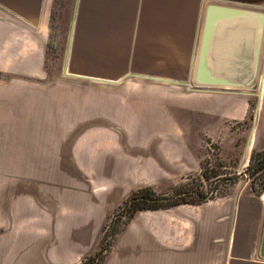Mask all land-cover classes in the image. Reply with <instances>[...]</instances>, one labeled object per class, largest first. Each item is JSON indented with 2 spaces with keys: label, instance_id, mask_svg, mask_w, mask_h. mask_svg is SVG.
I'll list each match as a JSON object with an SVG mask.
<instances>
[{
  "label": "crops",
  "instance_id": "0c3cea01",
  "mask_svg": "<svg viewBox=\"0 0 264 264\" xmlns=\"http://www.w3.org/2000/svg\"><path fill=\"white\" fill-rule=\"evenodd\" d=\"M51 1L0 0V264H76L96 248L130 177L122 167L120 187L112 188L105 160V185L92 184L90 163L81 156L112 151L97 131L168 130L176 137L183 129L177 116L190 111L202 120L217 116L222 124L247 117L245 155L264 148V0H74L64 71L69 79L87 82L88 94L66 92L71 108L51 114L72 116L64 131L88 120L80 132L94 138H74L71 168L34 169V156L49 155L47 145L33 142V83L46 78L43 44ZM102 84L104 100L97 94ZM103 101L106 110L98 111ZM85 104L87 113L80 110ZM113 110L147 116L142 120L150 125L133 126ZM98 116L105 123H97ZM155 172L136 167L131 176L144 184L167 179ZM173 208L154 212L151 248L125 244L130 253L106 264H264V190L252 194L244 185L227 198Z\"/></svg>",
  "mask_w": 264,
  "mask_h": 264
},
{
  "label": "rangeland",
  "instance_id": "374dc122",
  "mask_svg": "<svg viewBox=\"0 0 264 264\" xmlns=\"http://www.w3.org/2000/svg\"><path fill=\"white\" fill-rule=\"evenodd\" d=\"M73 1H51L48 36L43 44V69L46 78L33 83V142L37 146L47 145L49 151V155L43 158L34 156V169L37 170L41 169V164L47 165L43 167L47 171L57 170V164L61 167L71 168L70 144L79 133H83L80 132L81 128L90 125V122L86 120L75 125L72 130H60L65 126L64 123L67 122V119L72 116L51 114L57 109L65 112V108H71L70 98H65L66 92H80L82 96L88 94L89 84L87 82L69 79L66 77V71H64ZM262 75L263 85L264 71ZM173 87L177 90L182 88L177 85H173ZM113 89L118 90L119 88ZM104 90L105 85L97 86V94L103 100L106 96ZM97 107L98 111L106 110L104 101L102 103L98 102ZM252 109L253 104H250L247 116L252 114ZM80 110L87 113L89 110L88 105H82ZM107 111L111 112L112 110L108 107ZM113 111V116L129 120L130 123H133V126H137L138 122L140 127L150 125L147 121H143L144 119L142 120V118L147 117L142 114L136 113L126 116L120 113L116 114L115 110ZM44 112H48V115L42 114ZM177 118L183 129L177 131L176 137L173 136V132L168 130L159 132L149 130L123 131L119 129L97 131L95 136L105 138L108 142H111V156L109 154L105 155L101 149H98L91 159L81 156L85 163H90L93 173L91 180L93 185H105L104 179L100 174V168L105 160L112 168L110 174L112 188L120 187V171L122 167H128L130 176L127 181L123 180L124 183L127 182L125 191H122L117 196L119 201L114 202L113 209L101 228L96 248L87 254L93 257L100 245L105 246L101 250V259L93 257L92 261L94 264H106L110 257L114 256L117 258L126 255L130 253V246L132 245L135 247L133 248L134 250L137 249L136 244H143L151 248V221L154 212L175 210L173 206L157 209H139L127 219L122 201L133 189L148 185L153 191L163 194L165 197L169 195L175 197L172 195L174 191H183L184 195L182 197L184 199L199 198L201 202L227 198L233 195L234 191H241L244 185H247L249 189V179L244 171L248 161V156L247 154L245 155L249 132L247 117L243 121L232 122L226 120L222 124L221 121H218L219 118L217 116L209 115L206 120V116L203 115L202 120L200 115L187 111L182 115H178ZM57 119V122L51 121ZM95 121L97 123H105L104 118L101 120L99 116ZM113 126L117 127L118 125L114 124ZM155 134H160L161 137ZM90 138L93 139L94 136H89V132L83 133L80 142H90ZM58 144L59 147H57ZM54 151H58V154L53 153ZM137 155H139V158L143 157L144 160L137 162ZM124 156H127V161L121 159ZM172 158H176V161L171 163L169 161ZM152 166L155 167L157 173L159 171L164 173L167 179L157 180L158 183L156 184H144L142 180L133 179L131 176L132 171L136 167H143L145 174L150 175L155 172ZM76 175L77 177L79 176L77 173ZM81 180H84L82 176ZM250 193L254 194L251 190ZM113 227L114 229H112ZM121 244L124 245L122 246ZM125 244L131 245L126 246Z\"/></svg>",
  "mask_w": 264,
  "mask_h": 264
},
{
  "label": "trees",
  "instance_id": "16d2710c",
  "mask_svg": "<svg viewBox=\"0 0 264 264\" xmlns=\"http://www.w3.org/2000/svg\"><path fill=\"white\" fill-rule=\"evenodd\" d=\"M244 171L246 177L249 179L250 190L254 194L261 193L264 190V148H251ZM172 195L175 197H171L170 195L165 197L163 194L153 191L148 185L133 189L122 201L126 218H130L139 209L167 208L182 202H201L199 198L192 200L184 199L182 197L184 195L183 191H174ZM104 248L105 246L100 245L99 249L93 254V257L101 259V250ZM93 257L90 254L85 255L76 264H94L92 261Z\"/></svg>",
  "mask_w": 264,
  "mask_h": 264
},
{
  "label": "water",
  "instance_id": "95a60500",
  "mask_svg": "<svg viewBox=\"0 0 264 264\" xmlns=\"http://www.w3.org/2000/svg\"><path fill=\"white\" fill-rule=\"evenodd\" d=\"M257 43L258 44L260 43V35L257 36ZM204 52H205L204 51V48H201L199 55L201 56L202 54H204ZM257 54L259 55V48H257V50H256V55ZM209 83H211V84H219V85H239V84H231L230 82H220V83H217V82H209ZM262 238L264 239V224H263V229H262Z\"/></svg>",
  "mask_w": 264,
  "mask_h": 264
},
{
  "label": "bare ground",
  "instance_id": "6f19581e",
  "mask_svg": "<svg viewBox=\"0 0 264 264\" xmlns=\"http://www.w3.org/2000/svg\"><path fill=\"white\" fill-rule=\"evenodd\" d=\"M185 86V85H184ZM188 87H189V85H188Z\"/></svg>",
  "mask_w": 264,
  "mask_h": 264
}]
</instances>
